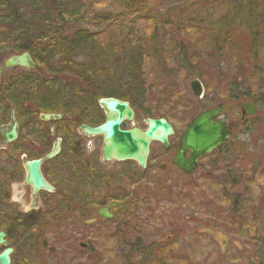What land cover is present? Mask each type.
I'll use <instances>...</instances> for the list:
<instances>
[{
  "label": "trees",
  "instance_id": "trees-1",
  "mask_svg": "<svg viewBox=\"0 0 264 264\" xmlns=\"http://www.w3.org/2000/svg\"><path fill=\"white\" fill-rule=\"evenodd\" d=\"M152 2L120 0L115 10H100L96 6L101 1L96 0H0V63L11 54L28 51L37 66L36 70L14 67L0 76V124L8 121L11 109L15 110L20 124L18 139L0 149V158L8 162L6 165H11L0 169V229L3 228L12 240L15 253L19 250L24 253L14 256L17 263L23 260L25 264H42L40 260L50 247L46 234L61 229L62 224L74 216L72 213H80L78 205L86 197L97 204L117 200L120 205L117 212L127 218L131 217L134 208L146 205L142 190L133 193L123 190L121 194L110 195L106 187L113 185L112 176L107 172L95 176L93 172L100 169L86 162L80 144L71 135L79 123L96 125L101 122L102 118L96 113L97 97L114 96L128 100L134 109L145 105L144 114L149 116H161L165 111V104L161 102L157 107L148 103L149 86L144 72L148 52L157 62L160 59L163 63L168 53L158 45L165 39V32L160 37L157 27L161 24ZM228 2L216 26L207 29L204 41L210 53L205 56L208 59L214 55L225 57L224 51L231 49V53L236 52L237 56L257 58L252 72L260 74V81H264V62L260 65L264 0ZM140 20L152 24L151 32L147 33L148 29H137L133 34L129 32L135 30ZM104 26L106 28L101 29ZM182 26L187 30L194 25L189 22ZM114 27L119 30L118 39L102 40L103 33ZM238 29L245 30L247 35L237 34ZM169 41L179 43L177 55H173L177 68L189 69L191 51L178 38ZM202 73L195 74V77L208 76L206 73L202 76ZM205 87H208L207 83ZM262 90L244 91L230 87L225 93L231 94L232 100L248 99L260 108L264 106ZM40 113H60L61 118L45 122L39 118ZM51 124L56 125V134L63 138L62 151L46 161L42 168L46 178L57 187L55 193L49 194L54 200L50 205L45 201L43 209L21 212L9 200L10 180L20 177L21 153L33 158L49 150L52 136L48 128ZM29 137L39 142L37 146L32 144L34 150L26 149L22 142ZM54 163L62 164V172L52 180L51 165ZM66 170L77 187L76 192L58 189L57 177L67 180ZM83 171L89 174L90 180L100 179L107 184L99 195L82 192L81 180L86 179L81 175ZM134 188L141 189V186L137 184ZM115 234L121 237L119 233ZM261 236L260 239V235H255L259 257L250 259V264H264V233Z\"/></svg>",
  "mask_w": 264,
  "mask_h": 264
},
{
  "label": "rangeland",
  "instance_id": "rangeland-1",
  "mask_svg": "<svg viewBox=\"0 0 264 264\" xmlns=\"http://www.w3.org/2000/svg\"><path fill=\"white\" fill-rule=\"evenodd\" d=\"M96 1H101L96 6L100 10H115L120 0ZM228 1L152 2L157 10V21L161 24V27H157L160 37L165 32V39L158 45L168 53L164 56L165 63L160 59L157 62L150 52L146 57L144 72L149 86L148 103L156 107L160 106V102L165 104V114L162 112V116H165L174 128V134L169 137L174 143L194 110H198L201 105L200 100L191 94L189 83L192 79L197 78L202 82L203 98L220 99L219 95H224L225 90L230 87L263 92L264 81H260V74L252 72L253 63L258 61L257 58L237 56L236 52L231 53V49L224 51L225 57L218 58L214 55L208 59L205 56L210 53L204 41L208 35L207 29L209 26H216L217 19ZM154 21L156 23V19ZM189 22L194 25L193 28L184 30L182 25ZM105 28L104 26L101 29ZM151 28V23L140 20L135 30L129 32L133 34L137 29H148L149 33ZM237 34L247 35L242 29H238ZM118 36L119 30L114 27L106 30L101 39H118ZM171 38H178L180 43L191 51L189 69L184 71L177 68L173 55H177L179 43L170 42ZM260 45L261 65L264 62V59H261L264 57L263 34L260 37ZM202 72L208 76H203ZM197 73H202L203 77H195ZM206 83L208 87H205ZM144 107L145 105L135 109L134 118L125 121L124 127L135 126L144 129L147 117ZM97 111L99 116L104 115L102 109L98 108ZM232 113L236 115L234 119H238L237 110L233 109ZM246 127L237 129L220 151L203 157L193 175L172 173L159 181L152 178L147 168L139 174L138 166L131 161L117 164L105 162L104 169L111 174L123 169L128 173L137 172V179L139 175L144 176L143 180L136 182L141 189L131 187L127 191L133 193L142 190L145 193L144 199H147L146 205L133 209L131 217L127 220L131 226L122 238L113 233L119 221L109 222L101 231L93 234L92 242L97 251H100L99 258L79 250L81 241L75 239L78 235L74 236L81 228L79 225L51 230L46 234L47 245L50 247L45 250L41 263L250 264V259L259 257L255 235H260L261 239L264 233V106L252 116L248 115ZM101 141L99 135L86 137L87 152L97 150L100 153ZM33 143L37 146L39 142L31 137L23 141L26 148L34 150L35 147L31 146ZM157 144L160 145L157 142L152 143V148H156ZM7 163L4 158H0V169L11 166L6 165ZM1 178L0 176V182ZM122 182L124 181L119 184L122 185ZM111 192L113 194L110 195L114 196L120 194L116 188ZM10 197V202L16 203L21 212L38 207L41 209V196L32 197L30 188L23 183V171L21 180L11 184ZM71 249L76 252L79 250L78 256L74 251L70 252ZM13 253L12 264H23V261H14V256L24 253L21 250Z\"/></svg>",
  "mask_w": 264,
  "mask_h": 264
},
{
  "label": "water",
  "instance_id": "water-1",
  "mask_svg": "<svg viewBox=\"0 0 264 264\" xmlns=\"http://www.w3.org/2000/svg\"><path fill=\"white\" fill-rule=\"evenodd\" d=\"M21 66L25 68H36L29 52L11 55L5 59L3 67ZM192 95L198 97L202 93V85L198 79L190 81ZM98 105L103 109L105 119L97 126L80 124L78 127L85 135H101L102 147L101 155L106 161L133 160L141 168L146 165V158L149 152V145L152 141H158L165 147L168 146V136L173 134V128L165 118H146V128L141 130L137 127L128 129L120 128L124 119L131 120L133 110L127 101L113 97H100L97 99ZM242 106L249 114L254 113V108L243 103ZM218 113L217 109L204 110L194 116L186 125L180 135L179 146L177 148L174 163L186 173L196 169L197 159L203 154L209 153L219 144L227 141L230 131L226 124L221 121H212ZM61 117L57 114H40V118L46 121L57 120ZM18 135V122L14 110H11L9 122L0 126V139L3 144H7L16 139ZM190 150L191 155L184 158V152ZM60 152V138H55L51 149L42 157L27 160L22 158L25 177L24 182L32 188L34 195L38 190L53 191L54 187L47 182L41 173V164L48 159L55 157ZM114 205V203L112 204ZM100 214L110 218L107 208L100 209ZM5 232L0 230V245H6L4 239ZM11 247H5L0 252V264H10Z\"/></svg>",
  "mask_w": 264,
  "mask_h": 264
},
{
  "label": "flooded vegetation",
  "instance_id": "flooded-vegetation-1",
  "mask_svg": "<svg viewBox=\"0 0 264 264\" xmlns=\"http://www.w3.org/2000/svg\"><path fill=\"white\" fill-rule=\"evenodd\" d=\"M241 101L233 103L232 101V95L229 93H225L224 98L218 99L216 97L213 98H201V105L199 111H197L196 114L199 112L210 109V108H215L218 110V114L215 118H213V121H222L224 122L228 127L230 126V131L231 135L230 137L234 134V132L239 129L240 127L242 129H246V124L248 120V114L246 112V109L241 106L240 104ZM236 109L238 113V119H234L236 115L232 113V110ZM99 117V115H98ZM244 127V128H243ZM73 139L80 144L81 151L83 153V158L86 159V162L90 164V166L98 168L100 170L94 171V175L98 176L102 172L105 171V166L104 161L102 159L101 153H99L97 150H92L91 152H87L86 150V137H92L94 135L88 136L82 133L80 129L75 128V132L71 135ZM97 136V135H95ZM229 137V138H230ZM179 139L180 136L177 139V142L174 143L170 139H168V146L165 147L163 144L160 143L157 144L158 146L156 148H152V145L150 146L147 161H146V168L148 171H150L152 178L157 179L159 181L166 179L171 175L172 173H179V174H184V175H193L195 172L192 173H186L183 170H181L177 164L174 163V157L177 151V148L179 146ZM228 143V142H227ZM221 145L219 148L222 146L227 145ZM97 155L95 158L94 156ZM191 155V151L187 150L184 152V158H188ZM201 158L198 160V165L199 161ZM112 162L114 164H117V161H108ZM86 166V164H84ZM62 167V164H56L54 163L51 165V179L54 180L55 176L59 173L62 172L60 169ZM102 170V171H101ZM140 171V169H139ZM67 174V170L65 171ZM109 175L112 176V184L114 185V188L119 190V192L125 190H129L131 187L136 186V182L143 180L144 176L141 175L137 179V172H126L125 170L121 169L116 171L115 173H109ZM81 175H83L86 179L81 180V186L84 187V192L86 195H89L90 193H94L95 195H99L101 191H103V187L107 186L103 181H100V179H94L88 176L89 174L86 172H82ZM16 179L19 181L20 177ZM123 179V180H121ZM161 179V180H160ZM49 180V179H48ZM118 180V182H116ZM50 181V180H49ZM122 182L123 184L120 185L119 182ZM51 182V181H50ZM57 186L58 189L61 191H65L68 193H73L77 191V187L74 186V183H72L71 177L67 174V180H62L60 177H57ZM76 184V183H75ZM78 185V184H77ZM113 185L106 187L108 191L111 192L113 190ZM55 186V185H54ZM79 186V185H78ZM57 189V187L55 186ZM110 194H113L112 192ZM121 194V193H120ZM43 203V201H42ZM111 203H115L114 205H111ZM81 208L80 213H72V217H70L68 220H66V224L64 227H76L80 226V230L75 233L74 236L78 235L76 240H79V250H82L86 252L88 255L93 254L96 255V258H99L101 256L99 254L100 251H97L96 247L93 245V240H94V233L97 231H101L103 229V226L106 225L109 222H114V221H119V225L114 228L113 233H119L121 237L124 236V233L126 230H128L131 226L130 222H127L129 218L127 217H121L118 211V208H120L119 202L117 200L110 201L104 204H97L94 200L89 199L88 197L85 198V200L78 205ZM102 208H107V213H111L112 216L110 218L104 217L100 214V209ZM86 216H88L86 218ZM119 218V219H117ZM121 219V220H120ZM128 224V227L125 228V226ZM72 230V229H71ZM105 235V234H103ZM117 235V234H116ZM100 236V235H99ZM98 236V237H99ZM88 240V241H86ZM6 241L8 243L7 239V234H6ZM103 241V240H101ZM125 242V241H123ZM13 248V247H12ZM75 248V247H73ZM93 248V249H91ZM91 249V250H90ZM78 250V251H79ZM70 252L74 251L76 253V256H78V251L71 249L69 250Z\"/></svg>",
  "mask_w": 264,
  "mask_h": 264
}]
</instances>
